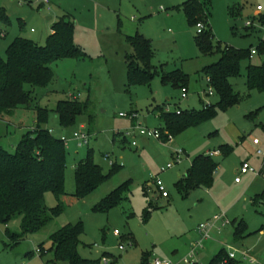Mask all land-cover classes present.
I'll return each mask as SVG.
<instances>
[{"label":"rangeland","instance_id":"obj_1","mask_svg":"<svg viewBox=\"0 0 264 264\" xmlns=\"http://www.w3.org/2000/svg\"><path fill=\"white\" fill-rule=\"evenodd\" d=\"M186 1L49 0L46 4L41 0H0V8L8 17H0L6 33L0 39L3 59L17 37L45 45L53 24L64 15L74 20V41L86 53L84 58H66L51 64L52 82L46 88L35 89L30 107L18 108L0 123V145L15 153L22 137L35 128L39 108H45L49 119L42 127L69 142L66 195L60 200L53 194L45 198L48 208L62 203L63 212L42 231L18 244L9 234H21V219L12 220L8 226L0 224V264H54L53 253L48 252L50 236L79 222L84 234L78 250L85 259L102 261L114 256L119 264H140L147 255L150 262L161 259L178 263L189 255L193 242L200 239V225L221 213H226L232 224L219 233L213 231L212 239L197 250L198 263L209 264L220 250L232 248L249 253L256 264H264V205L253 203L264 192V91L249 90L246 82L248 66L260 65L264 57L242 61L240 76L230 79L235 92L242 96L239 105L217 109L215 115L172 143L140 136L134 128L158 129L161 120L153 113L158 106L173 112L200 111L219 102L217 94L209 96L212 88L203 74L204 67L216 63L219 56L204 55L199 50L195 40L197 26L191 25L182 11ZM233 4L243 7L239 17L230 16L229 7ZM257 6L264 8V0H211L208 20L215 43L236 49L257 45V36H246L243 30L244 23L256 16ZM136 34L151 42L154 71L149 83L131 86L126 56L133 52L128 38ZM175 71L188 75L186 100L182 99V89L163 82L165 74ZM72 96L80 103H89L88 111L78 116L73 125L63 127L56 109L60 101ZM132 115L137 116L135 122ZM81 127L91 140L87 147L78 149L71 140ZM129 132L136 133V138L127 137ZM255 139L261 144L254 145ZM134 140L137 146H133ZM156 144L165 149L159 151ZM226 145L232 151L214 158L218 168L210 189H178L176 184L188 172L182 165L175 164L162 172L168 164H174V150H186V162ZM90 150L105 174L112 172L111 162L120 167L96 191L80 199L75 197V168ZM258 151L263 155H258ZM243 163H249L258 175H238ZM158 174L168 198H162L152 187ZM237 178L240 183H236ZM129 181L126 199L109 210H97L108 194ZM243 225V238L236 241V230ZM116 232L119 236H115ZM40 244L46 254L36 253ZM120 246L124 249L120 250ZM29 252L31 256L27 255ZM235 253L240 264H250L240 252Z\"/></svg>","mask_w":264,"mask_h":264},{"label":"trees","instance_id":"obj_2","mask_svg":"<svg viewBox=\"0 0 264 264\" xmlns=\"http://www.w3.org/2000/svg\"><path fill=\"white\" fill-rule=\"evenodd\" d=\"M211 0H187L182 5V11L189 23L197 26L205 25V30L198 33L195 40L199 50L204 55H219L216 63L207 65L203 74L209 79V86L218 95L216 106L207 105L200 111L177 110L169 111L158 106L155 113L162 122L158 128L162 133L164 143L168 136L176 138L190 128L197 127L205 119L216 114L217 109L226 110L239 105L242 96L235 92L230 83L231 78L240 76L241 63L252 60L251 50L236 49L232 46L215 43V37L209 24ZM241 5H231V18L241 15ZM0 17L8 19L5 9L0 8ZM75 22L69 15L59 18L52 26V34L45 45L24 37H17L6 51V59L0 56V123L5 122V116L12 114L20 107H30L34 99L35 89L46 88L54 79L51 64L66 58H84L86 53L75 43ZM133 52L126 56L127 74L131 86L147 84L153 76L154 67L151 64L153 50L150 40L136 34L128 38ZM256 46V45H255ZM257 56L264 57V43L257 45ZM164 83H171L175 88H188V75L183 72H172L164 75ZM249 90L264 91V62L260 65H249L246 75ZM29 86V90L26 88ZM89 103H80L71 98L60 101L56 114L63 127L73 125L76 118L88 111ZM217 107V108H216ZM49 119V111L39 108L38 121L33 130L27 132L16 147L15 153H10L0 145V224H8L17 218L21 219V234H9L18 244L27 240L30 235L42 231L60 215L64 208L59 203L54 208L45 204L47 194H53L58 200L66 195L65 172L67 167V149L61 139L55 137L50 130L42 126ZM221 155H229L230 146H221ZM120 166L112 165V172L105 174L103 168L95 163L92 151L81 160L75 168L76 198H85L106 182ZM218 164L208 155L197 156L185 179L176 186L180 190L189 191L192 188H212L214 174ZM130 181L122 184L108 194L97 210H109L124 199L129 190ZM254 204L264 205V192L253 199ZM244 225L237 228L235 240L240 241ZM84 234L81 222L67 225L50 236L53 263L67 264H102L101 260L83 258L79 253L80 238ZM40 255L46 254L44 245H39ZM31 256L32 253H27ZM109 255L108 253L104 254ZM227 258V250L223 248L209 264H220ZM107 264H119L112 256ZM140 264H151L147 255ZM229 264H240L237 260Z\"/></svg>","mask_w":264,"mask_h":264},{"label":"built area","instance_id":"obj_3","mask_svg":"<svg viewBox=\"0 0 264 264\" xmlns=\"http://www.w3.org/2000/svg\"><path fill=\"white\" fill-rule=\"evenodd\" d=\"M42 3H49V0H41ZM256 16H254L252 19L247 20L244 25H243V30H244V34L246 36H252V35H256L257 39H258V43H264V8L262 6H257L256 8ZM205 25L203 23H199L197 25V29H198V33H202L205 30ZM6 33L4 31V29L1 27L0 25V39L5 38ZM257 45L253 47V49L251 50V57L254 58L255 56H257ZM208 83H209V79L207 78ZM183 94H182V99L186 100L188 99V95H187V89L183 88ZM214 95V91L213 89H210L209 91V96ZM74 98V96H72ZM121 117H126L125 114H120ZM135 118H137L136 115H132L131 119H133V121L135 120ZM135 130L140 134V136L143 137H149L154 139L157 142H163L162 140V133L159 129H156L154 131L149 130V129H142L139 126H134ZM84 127H81V131L76 132L73 135L72 138V142L75 143L76 147L78 149H82L84 147H87L90 143L91 137L88 133L84 132ZM51 132V131H50ZM127 137H132L133 139L136 138V133H132L129 132L126 135ZM61 140L64 143L65 148L68 150L69 149V142H67L64 138H61ZM173 140L172 136H168V141L166 143H170ZM70 141V142H71ZM254 145L258 146L260 144V142L255 139L254 140ZM133 146H137V142L134 140L132 142ZM220 151H213V152H209L207 153L208 156L210 157H215L220 155ZM258 155H263L262 151H258L257 153ZM173 157H174V164H168L167 167L165 169L162 170V172H165L167 170H170L174 167L175 164H180L184 157H185V152L184 150L178 149V150H174L173 153ZM106 159L110 160L109 156L106 155ZM111 164L113 165L114 163L111 162ZM262 170H264V163L262 166ZM238 175H246L248 173H253V174H257L256 170L254 168H252L250 166L249 163H243L240 170L238 171ZM241 179L237 178L236 179V183H240ZM152 187H155L157 193L162 197V198H168L169 197V193L167 192V189L163 183V181L160 179V177L157 175L154 177L153 182H152ZM232 222L228 219V216L226 213H221L216 215L212 221H209L207 223L201 224L199 227V233H200V239H198L197 241L193 242L192 244V248L191 251L189 253V255L187 257H185L181 262L175 263L172 261H168V260H161V259H155L153 262H151V264H199L196 256H197V250L200 249L204 242L207 240L212 239V233L213 231H217L218 233L221 232V230L229 225H231ZM115 236H119V234L116 232ZM120 250H123L124 247L120 246L119 247ZM240 252L241 257L247 261L250 264H256L255 259H253L249 253L245 252L244 250L241 249H232L229 248V250L227 251V258L222 261L220 264H229V261L231 260H237L236 258V253L235 252ZM37 254H41L40 250L38 249L36 251ZM109 259L104 258L102 260V264H107L109 263ZM238 261V260H237Z\"/></svg>","mask_w":264,"mask_h":264},{"label":"crops","instance_id":"obj_4","mask_svg":"<svg viewBox=\"0 0 264 264\" xmlns=\"http://www.w3.org/2000/svg\"><path fill=\"white\" fill-rule=\"evenodd\" d=\"M185 3V2H184ZM234 5V4H233ZM238 5H240V4H238ZM2 27V26H1ZM5 31V30H4ZM34 32V31H33ZM219 56V55H218ZM219 58H220V56H219ZM253 59V58H252ZM156 118L158 119V120H160L159 119V117L156 115ZM134 122H135V120H134ZM162 125V122L160 123V125H159V127ZM177 138V137H176ZM176 138H173V139H176ZM170 143H172V141L170 142ZM261 144V143H260ZM259 144V145H260ZM155 148H157V149H159V151H162V149H165L164 147H162V146H160V145H158V144H156L155 145ZM171 151V150H170ZM214 151H217V150H214ZM219 151V150H218ZM172 152H173V149H172ZM184 152H185V156H187V152H186V150H184ZM210 152V151H209ZM209 152H207V153H209ZM207 153H206V155H207ZM216 157V156H215ZM215 157H213V159L215 158ZM189 162H190V165H189ZM192 163H193V160H191V159H188V161H186V162H184V161H182L180 164H178V165H182L183 167H184V171L186 172V171H188L190 168H191V166H192ZM188 169V170H187ZM183 170H181V172H182ZM239 171V170H238ZM238 171L236 172L237 174H239L238 173ZM166 172V171H165ZM183 173V172H182ZM188 173V172H187ZM250 173H248V174H246V175H249ZM187 175V174H186ZM158 176L160 177L161 175L160 174H158ZM180 176H182L181 174H179V177ZM215 176V175H214ZM259 195V194H258ZM242 240V239H241ZM240 240V241H241Z\"/></svg>","mask_w":264,"mask_h":264}]
</instances>
